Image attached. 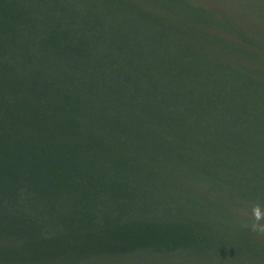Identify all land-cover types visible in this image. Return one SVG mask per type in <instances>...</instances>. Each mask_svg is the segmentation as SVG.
Segmentation results:
<instances>
[{"label": "water", "instance_id": "95a60500", "mask_svg": "<svg viewBox=\"0 0 264 264\" xmlns=\"http://www.w3.org/2000/svg\"><path fill=\"white\" fill-rule=\"evenodd\" d=\"M0 264H264V0H0Z\"/></svg>", "mask_w": 264, "mask_h": 264}]
</instances>
